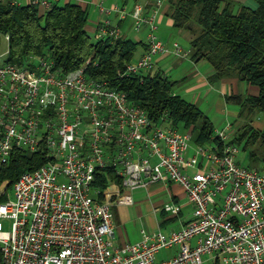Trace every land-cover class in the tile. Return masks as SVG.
<instances>
[{
  "label": "built area",
  "instance_id": "built-area-1",
  "mask_svg": "<svg viewBox=\"0 0 264 264\" xmlns=\"http://www.w3.org/2000/svg\"><path fill=\"white\" fill-rule=\"evenodd\" d=\"M29 3L47 9L51 0ZM98 8L105 17L96 39L123 36L107 17L111 11L118 20L130 16L136 31L148 29L144 52L120 74L153 71L157 55L188 57L177 41L158 37L142 2ZM6 52L0 51V166L15 149H42L45 160L23 171L11 193L6 180L0 184V264H202L203 254L218 264H264V171L236 160L230 123L214 129L218 141L189 153L191 132L165 115L153 121L123 91L86 76L90 57L63 72L47 55L19 66L5 60ZM103 168L114 177L93 187ZM165 181L183 187L192 218L168 236L142 231L139 241L115 246L111 206L132 204L130 191ZM162 208L178 212L172 203ZM170 245L176 253L156 260V251Z\"/></svg>",
  "mask_w": 264,
  "mask_h": 264
},
{
  "label": "trees",
  "instance_id": "trees-1",
  "mask_svg": "<svg viewBox=\"0 0 264 264\" xmlns=\"http://www.w3.org/2000/svg\"><path fill=\"white\" fill-rule=\"evenodd\" d=\"M254 1L255 7L238 4L234 10L231 0H164L172 26L192 34L188 57L206 60L212 66L210 83L235 75L258 88L256 94L226 96L227 101L240 105L239 115L246 112L247 117L256 111L264 113V0ZM120 2L127 5L128 0ZM87 20L88 8L72 0L61 4L51 0L47 9L0 0V35H7L5 60L23 66L31 55H47L63 72H68L90 57L86 76L106 80L123 91L153 121L165 115L172 126L194 133L196 144L218 141L211 138L213 123L201 109L174 93L176 81L160 71L119 73L134 58L137 47L146 43L124 35L93 41L87 32ZM230 142L242 144V149L248 151L249 167L256 168L259 163L260 171H264V152L259 156L258 150L252 148L256 143L259 148L264 147V128L243 122ZM44 160L42 149L35 152L15 149L8 162L0 166V184L6 180L11 186L23 171L39 166ZM113 177L112 170L97 169L93 187L103 188ZM3 199L0 196V201Z\"/></svg>",
  "mask_w": 264,
  "mask_h": 264
},
{
  "label": "crops",
  "instance_id": "crops-1",
  "mask_svg": "<svg viewBox=\"0 0 264 264\" xmlns=\"http://www.w3.org/2000/svg\"><path fill=\"white\" fill-rule=\"evenodd\" d=\"M13 1H16L20 4H28L30 0ZM63 1L65 2L68 0ZM105 1L108 0H76V2L80 3L82 6H86L88 10L89 6L92 7V10L96 13V20H93L94 23L92 26L95 29L98 23L105 17V15L99 11L98 3L101 2L103 5ZM235 1L239 4H245L250 7L256 6L254 0ZM141 2L145 5V9L147 12L154 14L155 23L156 25H158L156 30L158 33V37L161 40L166 43H171L173 41L178 42L179 39H185L189 44L192 34L188 30L175 29L172 26L171 19L167 13L168 6L164 2V0H161V5L158 7L153 4L152 0H141ZM116 3L118 2H116L115 0H111L110 4L106 7H110L111 5ZM107 17L109 18L112 24H117L120 27L124 36L130 37L133 34L135 35V33L133 32H136V30L132 28V20L130 16H127L122 20H118L115 12L111 11L109 14H107ZM140 36L141 38L143 37L141 34ZM141 38H137L136 40H141ZM141 41L145 43V40ZM140 46L141 49L136 55H134V58L139 57L146 48L145 45ZM186 50L188 51V53L190 52V45ZM179 58L180 57L177 58V56H174L172 54L157 55L155 57L154 70L151 72L160 71L168 77L167 73H169V71H171V69L173 68V65H175L176 67H182V71L190 69L188 70V74L192 75V77L198 80L197 84L195 85L197 87L200 85L202 88L207 86L208 88H206V92H208L209 90L213 92L220 88V92L224 97L226 96L225 92L227 91L230 94L241 93V95H244L243 93H245V95H248L256 94L258 92V88L255 85L241 81L235 75L224 77L218 80L217 82L210 83L208 81V75H210L212 72V66L208 61L203 59L194 61L190 59V57H188L191 65L190 68L186 69L188 67H186V61L182 60L187 59ZM236 85L240 87L239 89H241L242 92L237 91ZM174 93L178 94V92L175 91ZM259 125L258 128L262 129L261 124ZM192 134L193 133L191 132V135ZM195 144L196 143L194 141V145ZM188 152L191 153L192 151L188 149ZM130 193L133 198L132 204H114L111 206L114 232L113 244L115 246H122L125 243H133L139 241L143 236L142 231L150 234L157 230H161L165 236H168L171 231L178 230L181 226L185 225L192 218L193 205L187 200L183 187L177 182H156L151 184L148 189L139 188L130 191ZM144 193L147 195H153L155 199L148 203V201L144 198ZM170 203L178 207V212L176 214H173L170 211H166L162 208L164 204ZM176 251V245L161 247L156 251L155 258L156 260L166 259L173 256ZM213 264L218 263L213 262Z\"/></svg>",
  "mask_w": 264,
  "mask_h": 264
},
{
  "label": "rangeland",
  "instance_id": "rangeland-1",
  "mask_svg": "<svg viewBox=\"0 0 264 264\" xmlns=\"http://www.w3.org/2000/svg\"><path fill=\"white\" fill-rule=\"evenodd\" d=\"M72 1H76V0H72ZM116 2H118L119 4H121V0H115ZM233 5L234 10L236 9V7L238 6L239 3H237L235 0H231ZM111 2V0L105 1L104 2V6L106 7L107 5H109ZM59 4L64 3L63 0H59L58 1ZM127 7H130V5L132 4V0H128V2L126 3ZM96 20V13L92 10V7L89 6V10H88V20H87V32L90 36V38L95 41V28L92 27L94 21ZM158 26V25H157ZM142 28H146V29H142ZM142 28L135 33V35H131L130 37L134 40H136L137 38H141L140 34L143 36L141 38V40H145L146 38V32H147V27L146 26H142ZM95 29V30H94ZM156 34L157 30L155 31ZM184 39V38H183ZM179 44L181 47H183L184 49H187L189 47V44L187 42V40H181L179 39ZM7 46H6V41L3 39L2 35H0V51L5 53ZM141 46L137 47V50L135 52V55L140 51ZM178 58V57H177ZM180 59V58H179ZM181 59H187V60H182V61H186V69L190 68V60L188 57L185 58H181ZM185 63V62H184ZM208 63V62H206ZM190 70V69H188ZM188 70H183L182 71V67H176L175 65H173V68L171 69V71H169V73H167L169 80L171 81H176L175 85L173 86V90L175 92H178V94H180V96H182L183 98L187 99L188 101L195 103L203 112V115H205L206 117H208L210 119V121L213 123L214 129H221L223 128L227 123L231 124V129H230V136H233L237 129L241 126V124L243 122L246 121H250V123L252 124L253 127L258 128L261 124L262 128H264V113L263 112H254L253 114H251L249 117L246 116V112H244L243 115H239V111H240V105L234 103L233 101H227L226 100V96L230 95V93L225 92L226 96L224 97L222 95V93L220 92V88L217 89L216 91H208L206 92V88H208L207 86L205 87H201L200 85L197 87L195 84H197L198 80L194 77H192V75L188 74ZM216 87V86H215ZM189 88V89H187ZM218 88V86H217ZM237 91H241V89H239L240 87L238 85H236ZM242 92V91H241ZM206 93V94H205ZM205 94V96H204ZM232 94V93H231ZM244 95H241V93H239V95L241 96H245V93H243ZM220 103V104H219ZM259 125V126H258ZM193 135V136H192ZM192 136V140L190 141V147L189 150L192 151L191 149L194 146V140H195V134L193 133ZM203 144H207V143H203ZM238 153L236 154V160L238 162H240L243 165H249V161L247 159V150L242 149V144L238 145ZM252 148H256L258 150V154L259 156L264 152V147H260L259 148V143H256ZM259 148V149H258ZM256 168L260 170V164L257 163ZM7 191L9 193H11V188L10 186L7 185ZM144 198L145 200L148 201V203H150V201H153L155 199V197L153 195H147L144 193ZM2 227L4 230L9 229L10 227V221L8 219H4L2 221ZM202 264H213V260L211 255L209 254H203L202 255Z\"/></svg>",
  "mask_w": 264,
  "mask_h": 264
}]
</instances>
